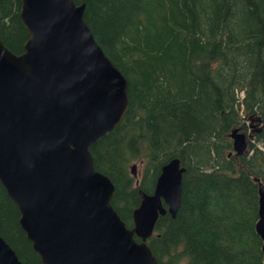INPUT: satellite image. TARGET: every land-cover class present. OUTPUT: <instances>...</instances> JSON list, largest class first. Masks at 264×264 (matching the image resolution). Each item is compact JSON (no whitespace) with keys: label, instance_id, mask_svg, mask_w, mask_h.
Here are the masks:
<instances>
[{"label":"trees","instance_id":"1","mask_svg":"<svg viewBox=\"0 0 264 264\" xmlns=\"http://www.w3.org/2000/svg\"><path fill=\"white\" fill-rule=\"evenodd\" d=\"M72 2L127 83L120 123L89 147L113 185V210L130 228L138 191L151 194L160 168L177 159L179 208L147 239L157 264H263L254 180L264 186V0ZM20 5L0 0V41L15 55L27 39ZM249 124L254 142L236 156L229 134ZM18 218L0 185V237L21 263L40 264Z\"/></svg>","mask_w":264,"mask_h":264},{"label":"water","instance_id":"2","mask_svg":"<svg viewBox=\"0 0 264 264\" xmlns=\"http://www.w3.org/2000/svg\"><path fill=\"white\" fill-rule=\"evenodd\" d=\"M83 11L72 0H21L22 52L0 41V185L40 264H157L147 239L159 217L175 218L184 170L172 159L151 194L138 191L130 228L111 207L113 185L94 170L89 147L120 123L127 83L94 41ZM229 139L234 155L245 153L241 132L232 130ZM254 181L264 264V186ZM0 264L27 263L0 237Z\"/></svg>","mask_w":264,"mask_h":264},{"label":"rangeland","instance_id":"3","mask_svg":"<svg viewBox=\"0 0 264 264\" xmlns=\"http://www.w3.org/2000/svg\"><path fill=\"white\" fill-rule=\"evenodd\" d=\"M241 96H242V94L240 93L239 94V98ZM253 128H254V126L252 124L246 125V130H242L241 128H239L240 132L245 136V139H246L247 142H254L253 138L250 137V134L252 133ZM135 166H136L135 173L138 176L139 175V170H140V165L135 164Z\"/></svg>","mask_w":264,"mask_h":264},{"label":"bare ground","instance_id":"4","mask_svg":"<svg viewBox=\"0 0 264 264\" xmlns=\"http://www.w3.org/2000/svg\"><path fill=\"white\" fill-rule=\"evenodd\" d=\"M242 94V93H241Z\"/></svg>","mask_w":264,"mask_h":264}]
</instances>
